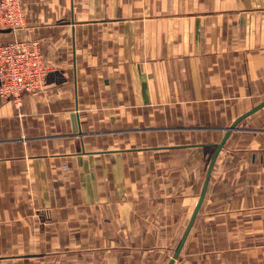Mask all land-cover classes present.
Segmentation results:
<instances>
[{"label":"crops","instance_id":"1","mask_svg":"<svg viewBox=\"0 0 264 264\" xmlns=\"http://www.w3.org/2000/svg\"><path fill=\"white\" fill-rule=\"evenodd\" d=\"M20 3L0 42L36 41L47 73L18 108L0 98V248L43 250L0 264H167L216 143L264 100V0ZM260 109L221 147L173 264H264Z\"/></svg>","mask_w":264,"mask_h":264},{"label":"built area","instance_id":"2","mask_svg":"<svg viewBox=\"0 0 264 264\" xmlns=\"http://www.w3.org/2000/svg\"><path fill=\"white\" fill-rule=\"evenodd\" d=\"M20 0H0V31L24 28ZM47 66L36 41L20 38L0 42V97L18 108L22 93H36L44 84Z\"/></svg>","mask_w":264,"mask_h":264},{"label":"water","instance_id":"3","mask_svg":"<svg viewBox=\"0 0 264 264\" xmlns=\"http://www.w3.org/2000/svg\"><path fill=\"white\" fill-rule=\"evenodd\" d=\"M4 32H7L9 31V29H4L2 30ZM140 83H141V93L143 95V99L144 101L146 102L147 100V97H146V83H145V79H144V76L141 75L140 76ZM264 106V100H262L260 103L254 105L253 107H251L249 110H247L246 112L242 113L241 115H239L226 129H225V133L224 135L222 136L221 140L216 143L212 153H211V156L209 158V161L207 163V166H206V171H205V177H204V180H203V183H202V187H201V190H200V193L198 195V199L196 201V204H195V207L192 211V214L189 218V221L186 225V228L184 230V233L182 235V237L180 238L179 240V243L177 245V247L175 248L174 250V253L172 254L170 260L168 261L167 264H173L174 260L177 258L180 250H181V247L185 241V238L190 230V227L193 223V220L199 210V207L203 201V198L205 196V192H206V188H207V184H208V180H209V176H210V172L212 170V167H213V164L215 162V159L221 149V147L223 146L224 142L226 141L227 137L229 136V134L231 133V131L233 129H236V126L237 124L245 119L247 116H249L250 114H252L253 112L257 111L258 109L262 108Z\"/></svg>","mask_w":264,"mask_h":264},{"label":"rangeland","instance_id":"4","mask_svg":"<svg viewBox=\"0 0 264 264\" xmlns=\"http://www.w3.org/2000/svg\"><path fill=\"white\" fill-rule=\"evenodd\" d=\"M260 98L262 100V99H264V96H262ZM2 99H5V98H2ZM259 111H260L259 112L260 114H257V116L262 121V124H264V108L260 109ZM249 121L251 122V119ZM244 123L247 124L248 122L245 121ZM0 186L2 187L4 185H0ZM0 203L1 204H4V206H5L6 203H7V201H5V199L4 200H0ZM40 250H43V249H41L40 247L0 248V255H7L9 253H11V254L32 253V252H37V251H40ZM3 264H7V263H3ZM10 264H24V263H21V262H13V263H10ZM28 264H38V263H28Z\"/></svg>","mask_w":264,"mask_h":264}]
</instances>
